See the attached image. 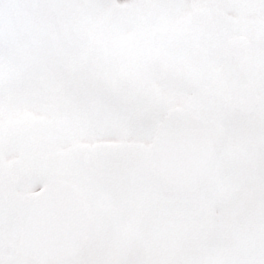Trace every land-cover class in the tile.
Instances as JSON below:
<instances>
[{
	"label": "snow or ice",
	"instance_id": "obj_1",
	"mask_svg": "<svg viewBox=\"0 0 264 264\" xmlns=\"http://www.w3.org/2000/svg\"><path fill=\"white\" fill-rule=\"evenodd\" d=\"M0 264H264V0H0Z\"/></svg>",
	"mask_w": 264,
	"mask_h": 264
}]
</instances>
